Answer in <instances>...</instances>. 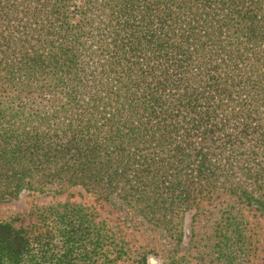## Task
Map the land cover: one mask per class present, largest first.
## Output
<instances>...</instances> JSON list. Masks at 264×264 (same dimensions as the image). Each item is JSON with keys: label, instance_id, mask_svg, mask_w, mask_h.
Here are the masks:
<instances>
[{"label": "trees", "instance_id": "trees-1", "mask_svg": "<svg viewBox=\"0 0 264 264\" xmlns=\"http://www.w3.org/2000/svg\"><path fill=\"white\" fill-rule=\"evenodd\" d=\"M72 189L165 238L160 264H191L190 213L213 264L264 260V0H0V198ZM36 215L0 222V264L129 260L83 203Z\"/></svg>", "mask_w": 264, "mask_h": 264}, {"label": "rangeland", "instance_id": "rangeland-1", "mask_svg": "<svg viewBox=\"0 0 264 264\" xmlns=\"http://www.w3.org/2000/svg\"><path fill=\"white\" fill-rule=\"evenodd\" d=\"M66 200L71 203H83L90 207L96 219L106 222L118 239L125 243L126 249L129 250L127 256L129 260L119 261L118 264H138L136 260L140 254L146 256L147 262L152 263L154 260L153 262L159 264L171 256L173 246L159 233L142 224L137 216L111 206L107 202L97 200L96 195H91L80 189H72L69 193L61 196L40 195L24 191L13 198H0V222L9 221L13 225L29 228L32 223L37 222L38 209ZM243 213L250 232L260 239L264 233L263 219L254 209L244 207ZM190 215L191 213L184 226V241L190 243L188 245L190 262L191 264H213L209 247L206 245L212 237L213 224L210 220L205 219V216H198L192 229ZM263 254L264 251L259 253L260 256Z\"/></svg>", "mask_w": 264, "mask_h": 264}]
</instances>
